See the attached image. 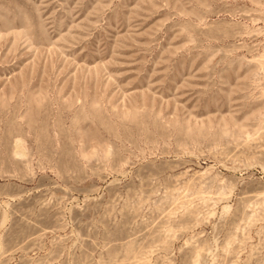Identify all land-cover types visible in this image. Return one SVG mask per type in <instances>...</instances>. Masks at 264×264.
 I'll use <instances>...</instances> for the list:
<instances>
[{"label":"rangeland","instance_id":"1","mask_svg":"<svg viewBox=\"0 0 264 264\" xmlns=\"http://www.w3.org/2000/svg\"><path fill=\"white\" fill-rule=\"evenodd\" d=\"M0 264H264V0H0Z\"/></svg>","mask_w":264,"mask_h":264}]
</instances>
